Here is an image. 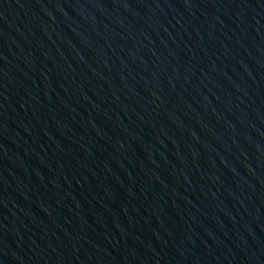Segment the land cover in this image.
Segmentation results:
<instances>
[{
    "label": "water",
    "instance_id": "water-1",
    "mask_svg": "<svg viewBox=\"0 0 264 264\" xmlns=\"http://www.w3.org/2000/svg\"><path fill=\"white\" fill-rule=\"evenodd\" d=\"M0 264H264V0H0Z\"/></svg>",
    "mask_w": 264,
    "mask_h": 264
}]
</instances>
